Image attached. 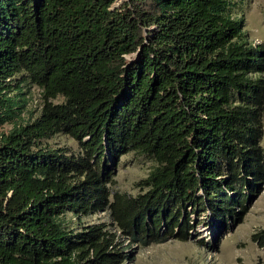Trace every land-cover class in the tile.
<instances>
[{"label":"trees","instance_id":"obj_1","mask_svg":"<svg viewBox=\"0 0 264 264\" xmlns=\"http://www.w3.org/2000/svg\"><path fill=\"white\" fill-rule=\"evenodd\" d=\"M239 2L0 0V264H126L124 238L185 239L186 205L239 217L264 183V43ZM127 151L154 161L133 195L108 187ZM101 210L111 225L64 216Z\"/></svg>","mask_w":264,"mask_h":264},{"label":"rangeland","instance_id":"obj_2","mask_svg":"<svg viewBox=\"0 0 264 264\" xmlns=\"http://www.w3.org/2000/svg\"><path fill=\"white\" fill-rule=\"evenodd\" d=\"M263 10L264 0H240L236 9V14L243 19L242 30L251 43H264ZM262 75L264 76V72ZM21 90L25 92L21 112L24 119L37 113L40 90L33 83L23 85ZM60 99V96H56L52 101ZM261 123L259 143L264 149V111ZM9 125L10 123H3L0 129L5 130ZM45 142L51 146H65L73 151L77 148L72 137L60 132L47 138ZM107 160L112 167V182L108 183L110 191L116 190L130 195L139 191L136 181L154 164L151 159L133 151L120 154L116 161H112L109 156ZM244 204L239 217L231 218L224 228L215 227L206 209L201 211L186 205L184 210L191 226L185 239L169 236L161 241L140 244L124 238V249L130 254L126 264H264V245H257L249 237L250 232L264 226V183L255 194L246 197ZM64 216L70 220L69 224L72 226L98 221L111 225L106 210L82 215L78 222L70 212H66Z\"/></svg>","mask_w":264,"mask_h":264}]
</instances>
